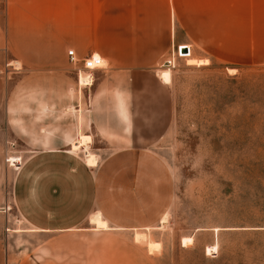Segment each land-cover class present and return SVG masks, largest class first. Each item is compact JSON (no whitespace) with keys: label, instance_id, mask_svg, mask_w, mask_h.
I'll list each match as a JSON object with an SVG mask.
<instances>
[{"label":"crops","instance_id":"1","mask_svg":"<svg viewBox=\"0 0 264 264\" xmlns=\"http://www.w3.org/2000/svg\"><path fill=\"white\" fill-rule=\"evenodd\" d=\"M226 7L227 0H0V157L19 143L10 158L18 171L13 200L32 226L133 230L161 220L172 180L150 145L169 131L174 107L160 66L184 44L186 57L209 61L192 57L193 45L212 40L213 15L222 24ZM70 49L106 66L79 79ZM12 61L18 71L6 77ZM130 131L142 144L97 161L100 142L123 143ZM80 149L87 162L73 153ZM95 215L107 226L91 223Z\"/></svg>","mask_w":264,"mask_h":264},{"label":"rangeland","instance_id":"2","mask_svg":"<svg viewBox=\"0 0 264 264\" xmlns=\"http://www.w3.org/2000/svg\"><path fill=\"white\" fill-rule=\"evenodd\" d=\"M223 18L216 24L213 15L210 42L193 45L192 57L209 61L185 56L169 64L174 46L160 66L174 115L150 147L172 180L166 222L164 215L149 229L37 230L13 200L18 171L10 158L19 143L11 141L0 157V264H264V0H227ZM17 66L7 62L3 75ZM130 135L100 142L92 154L98 161L142 144ZM99 221L95 215L91 223Z\"/></svg>","mask_w":264,"mask_h":264},{"label":"built area","instance_id":"3","mask_svg":"<svg viewBox=\"0 0 264 264\" xmlns=\"http://www.w3.org/2000/svg\"><path fill=\"white\" fill-rule=\"evenodd\" d=\"M183 47H187L188 51L184 52ZM190 53H191V47L189 45L187 44L180 45L178 48L174 49L172 59L168 60V62L169 64H172V62L175 60V57H185V55L187 54L190 55ZM68 54H69L71 63L76 65L75 70H77L79 74V78L81 77L83 72L96 70L98 68L103 67V59L100 56L90 55V56L81 58L77 56L74 49H70L68 51ZM85 160L87 162V159Z\"/></svg>","mask_w":264,"mask_h":264},{"label":"bare ground","instance_id":"4","mask_svg":"<svg viewBox=\"0 0 264 264\" xmlns=\"http://www.w3.org/2000/svg\"><path fill=\"white\" fill-rule=\"evenodd\" d=\"M185 56H189V55L187 54V55H185ZM81 76H83V75H81ZM80 79H81V77H80ZM165 218H167L166 215L164 216V218H163V220H162L163 223L166 222ZM98 225H99L100 227H106V226H107L106 223H105L104 221H99ZM192 240H193L192 237L184 238V239H183L184 245H186L188 242H190V241H192Z\"/></svg>","mask_w":264,"mask_h":264},{"label":"water","instance_id":"5","mask_svg":"<svg viewBox=\"0 0 264 264\" xmlns=\"http://www.w3.org/2000/svg\"><path fill=\"white\" fill-rule=\"evenodd\" d=\"M183 51L184 52H187L188 51V48L187 47H183Z\"/></svg>","mask_w":264,"mask_h":264}]
</instances>
